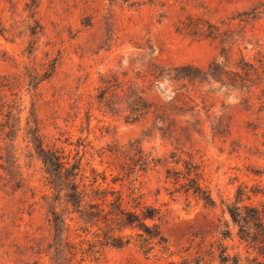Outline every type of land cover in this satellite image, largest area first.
I'll list each match as a JSON object with an SVG mask.
<instances>
[{"label": "rangeland", "instance_id": "obj_1", "mask_svg": "<svg viewBox=\"0 0 264 264\" xmlns=\"http://www.w3.org/2000/svg\"><path fill=\"white\" fill-rule=\"evenodd\" d=\"M240 57L259 67L249 89L167 76L212 62L234 71ZM262 89L264 0H0V264H231L221 262L219 244L238 264L264 261L226 210L238 187L241 203L264 207ZM135 105L145 110L129 121ZM33 132L67 166L80 163L85 202L100 201L91 193L98 185L125 199L135 187L160 210L148 224L165 248L85 219ZM139 150L160 162L127 176L139 171ZM184 161L198 165L213 206L166 180L167 169L186 171ZM52 211L62 220L58 245ZM118 235H130L129 244L106 242Z\"/></svg>", "mask_w": 264, "mask_h": 264}, {"label": "trees", "instance_id": "obj_2", "mask_svg": "<svg viewBox=\"0 0 264 264\" xmlns=\"http://www.w3.org/2000/svg\"><path fill=\"white\" fill-rule=\"evenodd\" d=\"M258 68L252 63L240 57L236 62V70H225L218 63L212 62L208 65L205 71H202L191 65L176 67L173 73H168V78L175 81L185 80L187 82H205L216 81L223 85H231L236 87L237 84L246 85L249 89L252 85L258 84L259 79ZM238 70H241L238 71ZM255 76V78H253ZM105 88L102 92L106 93ZM264 95V89L261 90ZM144 106H130V115L126 116L129 121H135L144 112ZM34 146L43 163L49 168L50 173L62 182V177L68 180L70 193L68 194L71 204L77 208V211L88 221L103 223L106 226H117L121 232L123 229L135 231V235L139 237L141 245L152 249L154 246L164 249L166 240L162 235L159 227L156 224L149 225L148 221L161 219L160 210L151 204H147L142 200V195L136 193L135 187H129L126 193V199L120 190L101 189L99 185L92 189V194L98 198L99 202H85L88 196L85 189H80L76 179L80 177V163L74 162L69 166L66 161L58 153L51 149H44L38 139L36 132L31 133ZM139 158L134 161V166H138L139 171H128L127 176L136 174L137 172L145 173L149 165L158 164L160 160L154 159L150 154H143L141 150ZM173 157V155H172ZM175 164L179 160H174ZM184 172L172 169L166 170V180L174 185V192H182L185 195H191L198 200H201L207 206H213L215 200L210 192L202 186L201 171L198 165L191 161H184ZM135 181V179H133ZM81 181V180H80ZM96 178L94 179V182ZM60 185V183L58 184ZM246 195L243 188L238 187L235 193V200L226 206L227 213L233 224L237 227V236L240 241L244 242L249 248L255 250L258 256L264 259V207H258L253 204H243V196ZM109 196V197H108ZM248 198V197H247ZM52 222L54 231L59 234L55 236L54 242L58 245L60 235L62 233V220L52 211ZM222 238H228L231 232L227 225L220 231ZM130 235H118L107 237L106 242L113 247L121 248L129 244ZM57 248V247H56ZM219 258L222 263L231 260V264H238L237 256L229 257L226 255V248L219 244ZM258 260V257L254 258ZM257 264H264V261H257Z\"/></svg>", "mask_w": 264, "mask_h": 264}]
</instances>
